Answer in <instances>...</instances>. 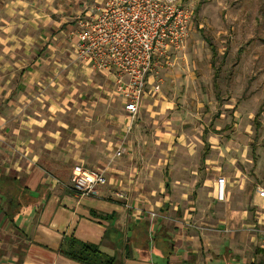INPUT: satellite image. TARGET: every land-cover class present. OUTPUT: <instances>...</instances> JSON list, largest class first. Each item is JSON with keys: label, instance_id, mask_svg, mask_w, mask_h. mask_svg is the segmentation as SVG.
Wrapping results in <instances>:
<instances>
[{"label": "crops", "instance_id": "crops-1", "mask_svg": "<svg viewBox=\"0 0 264 264\" xmlns=\"http://www.w3.org/2000/svg\"><path fill=\"white\" fill-rule=\"evenodd\" d=\"M67 11L0 0V264H81L60 252L72 241L114 264H264L258 190L238 174L218 186L209 157L202 170L176 167L160 92L130 119L113 103L114 76L76 59ZM75 164L107 184L82 195L59 183Z\"/></svg>", "mask_w": 264, "mask_h": 264}, {"label": "rangeland", "instance_id": "rangeland-1", "mask_svg": "<svg viewBox=\"0 0 264 264\" xmlns=\"http://www.w3.org/2000/svg\"><path fill=\"white\" fill-rule=\"evenodd\" d=\"M52 1L68 7L71 27H76L83 6L94 3ZM183 2L191 11L188 36L181 48L153 67L165 108L164 130L172 141L168 155L187 171L204 169L199 160L209 157L215 177L227 176L232 182L238 174L256 190L264 188V0ZM109 87L113 92V85ZM112 92L113 103L121 108L120 97ZM143 147L144 155L164 152L147 147L145 153Z\"/></svg>", "mask_w": 264, "mask_h": 264}, {"label": "built area", "instance_id": "built-area-1", "mask_svg": "<svg viewBox=\"0 0 264 264\" xmlns=\"http://www.w3.org/2000/svg\"><path fill=\"white\" fill-rule=\"evenodd\" d=\"M190 20L191 11L183 0H102L98 4L94 0L76 18L75 56L94 70L114 76V92L126 115L134 119L145 95L160 91L153 67L183 46ZM123 150L119 147L112 157L119 158ZM58 182L86 195L106 185L107 179L102 171L75 164L67 183ZM216 182L221 186L224 178ZM258 195L264 197V188ZM155 217L150 211V220Z\"/></svg>", "mask_w": 264, "mask_h": 264}, {"label": "trees", "instance_id": "trees-1", "mask_svg": "<svg viewBox=\"0 0 264 264\" xmlns=\"http://www.w3.org/2000/svg\"><path fill=\"white\" fill-rule=\"evenodd\" d=\"M60 252L81 264H114L113 257L104 254L93 244L72 241L70 246L62 245Z\"/></svg>", "mask_w": 264, "mask_h": 264}]
</instances>
